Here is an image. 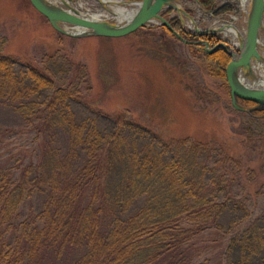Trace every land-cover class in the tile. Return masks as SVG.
I'll return each instance as SVG.
<instances>
[{
    "label": "rangeland",
    "instance_id": "rangeland-1",
    "mask_svg": "<svg viewBox=\"0 0 264 264\" xmlns=\"http://www.w3.org/2000/svg\"><path fill=\"white\" fill-rule=\"evenodd\" d=\"M240 1L218 0V4L239 6V11L218 17H211L208 11L200 15L195 0H181L180 4L201 29L231 23L241 31L246 16ZM69 4L82 13L105 10L97 0H70ZM177 15L174 9L170 13ZM181 24L193 33L188 18L183 17ZM216 34L239 53L236 36L224 29ZM3 41L2 53L16 64L9 79H3V73L0 76V167L18 170L19 166L31 165V179L34 163L43 164L45 170L47 165L54 166L55 170L49 185L39 179L36 191L20 207L17 224L43 211L53 196L52 182L59 181L64 173L68 177L64 181L70 182L93 154L101 135L114 127L115 114L125 112L130 121L163 139H186L199 145L201 159L211 166L217 161L219 174L234 177L233 194L250 212L246 215L230 203L218 220L221 232L210 228L194 237L190 264H258L264 259V117L254 120L246 114L249 111L236 112L226 82L209 76L200 64L204 58L201 47L195 46L197 55H193L187 45L156 23L117 37H70L53 29L30 0H0V43ZM259 41L264 53V30ZM47 57L63 65L79 64L84 71L71 81L80 92V102L60 105L58 120L41 132L40 120L33 113L43 108L50 89L23 73L26 66L45 67ZM260 62L264 65V59ZM257 64H252L253 69ZM61 73L57 84H66L70 75ZM21 105L32 112H21ZM130 136L133 152L143 154L142 148L149 145L134 133ZM141 204L142 199L132 209ZM235 231L243 232L245 238L224 254L229 234Z\"/></svg>",
    "mask_w": 264,
    "mask_h": 264
},
{
    "label": "trees",
    "instance_id": "trees-1",
    "mask_svg": "<svg viewBox=\"0 0 264 264\" xmlns=\"http://www.w3.org/2000/svg\"><path fill=\"white\" fill-rule=\"evenodd\" d=\"M196 1L215 16L238 10L236 3ZM171 12L167 9L162 15L169 17L173 30L188 42L178 40L165 26L161 29L187 45L193 55L197 51L192 41L207 40L210 46L218 41L212 35L185 31L176 16H169ZM3 47L4 41L0 43V76L3 73L2 78L9 79L16 63L2 53ZM202 52L204 71L226 82L231 55L221 47L212 53ZM69 64L47 57L41 69L24 67V77L50 89L43 108L33 113L40 120L41 132L58 120L60 105L80 102V92L71 81L84 67ZM60 72L64 77L70 75L66 84H57ZM226 86L229 96L227 82ZM238 103L254 108L246 113L250 118L264 117V106L255 108V103L241 99ZM21 112L29 114L32 110L22 106ZM114 124L101 135L93 154L70 182H65L66 173L53 181V196L43 211L21 224H17L20 207L36 191L39 179L44 185L51 183L54 166L47 165L45 170L43 164L34 163L32 179L28 175L31 165L19 166L18 170L0 167V264H190L194 237L210 228L221 232L218 220L230 203L242 208L244 214L250 213L233 194L234 177L219 174L217 161L211 166L201 159L199 145L186 139H163L130 121L125 112L115 114ZM130 133L149 145H144L143 154L133 152ZM140 199L142 204L132 209ZM239 233L229 234L224 254L242 244L240 239L245 237ZM258 264H264V259Z\"/></svg>",
    "mask_w": 264,
    "mask_h": 264
},
{
    "label": "water",
    "instance_id": "water-1",
    "mask_svg": "<svg viewBox=\"0 0 264 264\" xmlns=\"http://www.w3.org/2000/svg\"><path fill=\"white\" fill-rule=\"evenodd\" d=\"M32 5L47 19L50 25L57 32L70 37L85 36H110L117 37L130 34L135 30L148 26L149 23H156L165 26L177 39L187 43L183 37L173 30L169 19L162 16L163 9H174L178 13L177 17L182 22L183 17L189 19L193 33L204 35L209 33L221 32L222 28L199 29L195 20L182 8L178 9L170 5L171 0H140L128 1V3L139 4L136 14L126 22H109L105 20L92 19L82 16V12L70 4L60 6L50 3L47 0H30ZM100 5L102 3L97 0ZM181 0H179L180 2ZM103 7V5H102ZM264 15V0H249L246 12L244 36L238 35L239 53H228L232 56V61L225 69V79L229 86V96L231 105L234 109L242 112H250L254 108H246L238 103V99L251 101L260 108L264 106V88H250L245 86L240 75H245L248 79H254L252 72V63L262 61L259 53L260 45L258 43L259 31L262 28ZM66 26L78 27L80 31L68 30ZM202 45L206 53H212L216 47L226 49V44L222 41L216 47H209V43L204 40L196 42Z\"/></svg>",
    "mask_w": 264,
    "mask_h": 264
},
{
    "label": "bare ground",
    "instance_id": "bare-ground-1",
    "mask_svg": "<svg viewBox=\"0 0 264 264\" xmlns=\"http://www.w3.org/2000/svg\"><path fill=\"white\" fill-rule=\"evenodd\" d=\"M50 3L57 4L60 6H65L69 4L70 0H47ZM103 7L104 11L101 13H82L84 17L105 20L109 22H126L130 20L137 12L139 4L128 3L125 0H99ZM243 9L246 10L249 0H241ZM170 5L176 7L178 9L181 8V4L179 0H171ZM192 26V25H191ZM68 30L72 31H80L81 29L78 27H68ZM213 29H217V27H213ZM226 32L233 36H238L239 32L235 29L234 26H227ZM261 52V51H260ZM262 59H264V53H260ZM252 72L255 75L254 79H248L245 75L239 73V77L241 82L250 88L262 89L264 88V65L262 62H259L257 66L252 69ZM257 76V77H256Z\"/></svg>",
    "mask_w": 264,
    "mask_h": 264
},
{
    "label": "flooded vegetation",
    "instance_id": "flooded-vegetation-1",
    "mask_svg": "<svg viewBox=\"0 0 264 264\" xmlns=\"http://www.w3.org/2000/svg\"><path fill=\"white\" fill-rule=\"evenodd\" d=\"M203 15H205V13H203ZM169 16H170V14H169ZM170 17H173V16H170ZM205 35H212L214 38H216V39H218V41L216 42V44L215 45H212V46H210V44H209V46H210V48H214V47H216L221 41H223V39L221 38V37H219V35H217L216 33L214 34H205ZM198 41H200V39L199 40H197V41H192L191 43H196V42H198ZM204 41H207V40H204ZM208 42V41H207ZM196 46H200V47H202L201 45H197L196 44ZM217 48H219V47H216L215 49H217ZM221 48H223V47H221ZM229 49H230V47H228ZM202 49H203V47H202ZM214 49V50H215ZM224 49V48H223ZM213 50V51H214ZM224 50H226L227 51V49H224ZM228 52V51H227ZM232 58V57H231Z\"/></svg>",
    "mask_w": 264,
    "mask_h": 264
},
{
    "label": "built area",
    "instance_id": "built-area-1",
    "mask_svg": "<svg viewBox=\"0 0 264 264\" xmlns=\"http://www.w3.org/2000/svg\"><path fill=\"white\" fill-rule=\"evenodd\" d=\"M240 6H242V3L240 2ZM243 7V6H242ZM242 10H244L243 8H242ZM244 12H245V10H244Z\"/></svg>",
    "mask_w": 264,
    "mask_h": 264
}]
</instances>
